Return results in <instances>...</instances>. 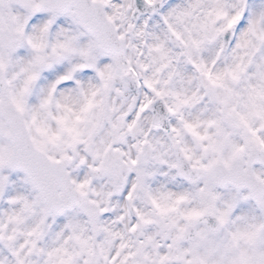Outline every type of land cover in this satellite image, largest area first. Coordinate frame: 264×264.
<instances>
[{
  "label": "snow or ice",
  "instance_id": "6c2138e0",
  "mask_svg": "<svg viewBox=\"0 0 264 264\" xmlns=\"http://www.w3.org/2000/svg\"><path fill=\"white\" fill-rule=\"evenodd\" d=\"M0 264H264V0H0Z\"/></svg>",
  "mask_w": 264,
  "mask_h": 264
}]
</instances>
